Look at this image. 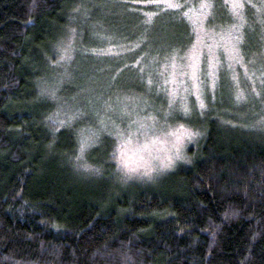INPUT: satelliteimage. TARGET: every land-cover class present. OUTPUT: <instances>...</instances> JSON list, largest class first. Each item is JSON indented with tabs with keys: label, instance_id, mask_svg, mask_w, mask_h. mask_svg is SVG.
<instances>
[{
	"label": "trees",
	"instance_id": "obj_1",
	"mask_svg": "<svg viewBox=\"0 0 264 264\" xmlns=\"http://www.w3.org/2000/svg\"><path fill=\"white\" fill-rule=\"evenodd\" d=\"M177 2L170 8L156 0H0V264H264V125L251 127L264 122L260 102L247 103L240 118L206 95V106L186 118L200 133L186 160L160 184L127 190L96 174L99 168L104 177L116 175L113 139L87 151L86 175L73 166L78 141L68 130L79 124L50 116L59 104L55 93L62 100L95 86L89 81L98 63L83 56L102 43L89 37L94 32L107 30L113 43L129 47V59L115 64L133 77L139 60L182 56L193 40L185 11L200 10L202 0ZM261 2L245 0L239 8L246 53L261 45ZM227 7L209 0L206 25L224 27ZM74 12L83 14L71 27L82 70L73 66L65 80H51L66 74L53 47ZM259 89L264 100V84Z\"/></svg>",
	"mask_w": 264,
	"mask_h": 264
},
{
	"label": "rangeland",
	"instance_id": "obj_2",
	"mask_svg": "<svg viewBox=\"0 0 264 264\" xmlns=\"http://www.w3.org/2000/svg\"><path fill=\"white\" fill-rule=\"evenodd\" d=\"M224 1L230 16L224 27L206 25L209 0H202L200 10L197 7L185 11L184 17L190 22L193 40L184 54L167 56L158 64L154 59L148 62L139 60L133 65L138 69L137 77L128 74L126 65L118 70L119 65L115 64L129 59V47L113 43L107 30L94 32V36L91 33L90 38L102 40L100 45L84 48L83 56L94 58L99 66L89 81L95 86L89 84L73 90L72 96L62 100L57 99L56 93L51 97L59 102L50 115L55 123L79 124V130L68 129L78 141L72 158L74 168H83V172L90 175L87 170L88 174L85 172L83 164L85 154L100 139L111 138L116 175L112 179L104 177L98 168L96 174L100 181L113 183L115 180L121 190L157 185L186 160L187 149L198 142L200 133L186 118L190 109L202 110L206 106V95L211 103L224 102L233 106L235 115L240 118L247 112V103L255 101L260 102L259 111L264 114V100L260 99L259 89L264 84V31L258 35L259 51L246 53L243 45L245 19L238 7L245 0ZM156 2L170 5V8L179 6L177 0ZM260 2L261 6H256L259 14L264 12V0ZM87 3L92 4L90 1ZM82 15L72 13L71 26L66 29L65 37H61L53 47L59 61L56 67L66 74H54L49 78L51 80L59 79L58 76L65 80L63 78L71 75L73 66L82 70L80 64L84 60L78 59L75 63L77 57L73 59L78 34L71 28L83 18ZM149 16L146 14L143 18L147 20ZM257 20L264 21V17ZM140 45L136 50L141 51ZM144 50L149 53V49ZM135 82L138 84L132 86ZM46 83L49 93L56 89L50 80ZM245 85L249 87L251 98H248ZM263 125L264 122L259 120L251 127Z\"/></svg>",
	"mask_w": 264,
	"mask_h": 264
},
{
	"label": "snow or ice",
	"instance_id": "obj_3",
	"mask_svg": "<svg viewBox=\"0 0 264 264\" xmlns=\"http://www.w3.org/2000/svg\"><path fill=\"white\" fill-rule=\"evenodd\" d=\"M238 7H243L242 5H238Z\"/></svg>",
	"mask_w": 264,
	"mask_h": 264
}]
</instances>
